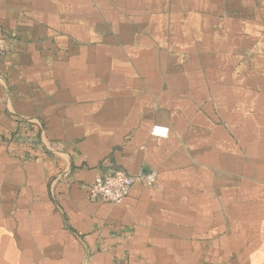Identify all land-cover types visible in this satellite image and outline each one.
I'll use <instances>...</instances> for the list:
<instances>
[{"label":"crops","instance_id":"0c3cea01","mask_svg":"<svg viewBox=\"0 0 264 264\" xmlns=\"http://www.w3.org/2000/svg\"><path fill=\"white\" fill-rule=\"evenodd\" d=\"M0 37V264H264V0H0ZM118 170L157 180L91 199Z\"/></svg>","mask_w":264,"mask_h":264},{"label":"built area","instance_id":"2783aa9c","mask_svg":"<svg viewBox=\"0 0 264 264\" xmlns=\"http://www.w3.org/2000/svg\"><path fill=\"white\" fill-rule=\"evenodd\" d=\"M9 42L5 37H0V54L8 49ZM156 135H167L168 128L162 125H155L152 129ZM157 180L155 173L129 175L125 171H114L97 175L88 185L87 190L91 199H105L113 204H121L130 193L136 182H144L152 186Z\"/></svg>","mask_w":264,"mask_h":264}]
</instances>
